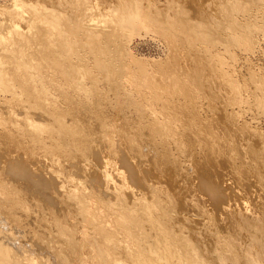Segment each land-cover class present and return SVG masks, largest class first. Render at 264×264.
<instances>
[{
    "label": "rangeland",
    "instance_id": "obj_1",
    "mask_svg": "<svg viewBox=\"0 0 264 264\" xmlns=\"http://www.w3.org/2000/svg\"><path fill=\"white\" fill-rule=\"evenodd\" d=\"M84 1L0 0V264H219L226 241V264H247L264 0Z\"/></svg>",
    "mask_w": 264,
    "mask_h": 264
},
{
    "label": "bare ground",
    "instance_id": "obj_2",
    "mask_svg": "<svg viewBox=\"0 0 264 264\" xmlns=\"http://www.w3.org/2000/svg\"><path fill=\"white\" fill-rule=\"evenodd\" d=\"M77 0H75V3H74V0H73V4H76L77 2L80 4V2L82 1H77ZM86 1H88V0H86ZM69 2H70V0H69ZM83 2H85L84 0H83ZM71 3H72V1H71ZM82 3V2H81ZM222 3V2H221ZM225 3V2H224ZM227 3V5H228V3H229V1H227L226 2ZM32 5V4H31ZM77 6H78V4H76ZM121 5H126V6H130V2H129V0H122V2H121ZM229 5H232V2L231 3H229ZM133 6H134V9L133 10H130L129 11V14H127L128 16L127 17H125V20H126V22H136V24L134 25V26H139L140 27V25L139 24H142L143 23V21H144V18H143V11L141 10V8H139V5H138V3H134L133 4ZM225 7V6H224ZM230 7V6H229ZM236 7V5H232V7H230V10L232 9L233 11H235V8ZM229 9V8H228ZM231 10V11H232ZM53 13H54V11H52ZM128 13V12H127ZM139 23V24H138ZM138 24V25H137ZM141 27L142 28H144L142 25H141ZM185 76V75H184ZM191 78V77H190ZM186 79V78H185ZM188 79V78H187ZM182 81V80H181ZM184 81V80H183ZM186 81V80H185ZM180 82V81H179ZM181 83V82H180ZM188 113V112H187ZM191 115V114H190ZM27 116V115H26ZM191 116H193V115H191ZM184 117V116H183ZM27 118H29V116L27 117ZM26 118V119H27ZM29 121H32V119H30L29 118ZM34 122V121H33ZM192 122V121H191ZM28 123H30V122H28ZM189 123H190V121H189ZM31 124V123H30ZM29 124V125H30ZM33 124V123H32ZM31 124V127H35L36 128V126H35V123L32 125ZM190 124H193V123H190ZM195 124V123H194ZM207 124V123H206ZM238 124V123H237ZM205 125V124H204ZM203 125V127L202 128H204L205 126ZM244 125V124H243ZM202 126V125H201ZM191 127V126H190ZM194 127V126H193ZM196 128H201V127H197V125H196ZM187 129V128H186ZM192 129V128H191ZM195 129V128H194ZM193 130V129H192ZM203 130V129H202ZM201 131V130H200ZM205 131V130H204ZM183 132V131H182ZM196 132V131H195ZM214 132V131H213ZM184 133V132H183ZM183 133H182V135H183ZM193 133H194V131H193ZM200 132H198L197 134H199ZM203 133V132H202ZM206 134H207V132H205ZM204 133V134H205ZM185 134V133H184ZM201 134V133H200ZM205 134V135H206ZM223 134V133H222ZM180 135H181V133H180ZM202 136H204L203 134H201ZM185 136V135H184ZM194 136V135H193ZM197 136V135H196ZM211 136H213V135H211ZM215 136V135H214ZM257 136V135H256ZM263 136V135H262ZM188 137H189V135H188ZM207 137V136H206ZM217 137V136H216ZM205 138V137H204ZM213 138H215V137H213ZM212 138V139H213ZM264 138V137H263ZM263 138L262 139H260V137H259V139L260 140H263ZM188 139V138H187ZM194 139H196V138H194ZM198 139H200V138H198ZM197 139V140H198ZM203 140V139H202ZM202 140H200L201 142H202ZM205 140V139H204ZM215 140H217V138L215 139ZM260 140H259V142H260ZM190 141V140H189ZM209 141H211V137H210V139H209ZM231 141V140H230ZM205 142V141H204ZM212 142H215L214 140H212ZM229 142V141H228ZM187 143V142H186ZM203 143V142H202ZM209 143L210 142H208V145L207 146H209ZM216 143V142H215ZM219 143V142H218ZM217 143V144H218ZM229 143H231V142H229ZM247 143V142H246ZM258 143V142H257ZM19 144V143H18ZM206 144V143H205ZM248 144V143H247ZM250 144V143H249ZM261 144V143H260ZM185 145V144H184ZM216 145V144H215ZM263 145V144H262ZM7 146V145H6ZM27 146V145H26ZM218 145H216V147H217ZM227 146H228V144H227ZM226 146V147H227ZM231 146H233V145H231ZM234 146H236V145H234ZM233 146V147H234ZM264 146V145H263ZM8 147H11V145L9 144L8 145ZM18 147H20V144L18 145ZM21 147H23V146H21ZM230 147V146H229ZM228 147V148H229ZM249 147V146H248ZM253 147V146H252ZM214 148H215V146H214ZM213 148V149H214ZM218 148V147H217ZM242 148V147H241ZM251 148V147H250ZM28 149H29V147H28ZM216 149V148H215ZM218 149H220V148H218ZM235 149L237 150V148L235 147ZM244 149V148H243ZM22 150H24V151H26L25 150V148L24 149H22ZM246 150V149H245ZM254 150V149H253ZM262 150V149H261ZM20 151V150H19ZM32 151V150H31ZM247 151V150H246ZM249 151V150H248ZM13 152V151H12ZM27 152V151H26ZM26 152H24L25 154H27ZM29 152V151H28ZM89 152V151H88ZM242 152H244V151H242ZM30 153V155L32 154L31 152H29ZM29 153H28V155H29ZM234 153V152H233ZM247 153V152H246ZM251 153V152H250ZM260 153V152H259ZM263 153H264V151H263ZM235 154V153H234ZM253 155V154H252ZM261 155H262V153H261ZM12 156V155H11ZM27 156V155H26ZM25 156V157H26ZM32 156V155H31ZM31 156H30V158H31ZM77 156V155H76ZM233 156V155H232ZM7 158V157H6ZM251 158V157H250ZM263 158H264V156H263ZM262 158V159H263ZM45 159V158H44ZM48 159V158H47ZM64 159V158H63ZM73 159H74V157H73ZM73 159H72V161H73ZM79 159V158H78ZM5 160V159H4ZM32 160H34V159H32ZM36 160V159H35ZM75 160V159H74ZM243 160V159H242ZM29 161V160H28ZM44 161V160H43ZM47 161V160H46ZM82 161H83V159H82ZM86 161V160H85ZM76 162V161H75ZM84 162V161H83ZM90 162V161H89ZM247 162H248V160H247ZM264 162V161H263ZM247 164V163H246ZM249 164H251L250 162H249ZM258 164V163H257ZM53 165V164H52ZM77 165V164H76ZM121 165V164H120ZM255 165V164H254ZM62 166V165H61ZM122 166V165H121ZM258 166V165H257ZM51 167V166H50ZM35 168V167H34ZM52 168V167H51ZM115 168H117V167H115ZM237 168V167H236ZM259 168V167H258ZM33 169V168H32ZM53 169V168H52ZM50 170V171H53V170ZM61 169H62V167H61ZM118 169V168H117ZM234 169V168H233ZM10 170V169H9ZM41 170V169H40ZM46 170V169H45ZM242 170V169H241ZM262 170V169H261ZM37 171V170H36ZM44 171V170H43ZM244 172L246 171V170H243ZM255 171V170H254ZM259 171V170H258ZM49 172V171H48ZM56 172H57V169H56ZM108 172V171H107ZM236 172V171H235ZM234 172V173H235ZM237 172H238V170H237ZM240 172V171H239ZM119 173H120V175L122 174V171H120L119 170ZM119 173H117V174H119ZM257 173V172H256ZM108 174V173H107ZM236 174V173H235ZM238 174V173H237ZM241 174V173H240ZM239 174V175H240ZM246 174H247V171H246ZM21 175V174H20ZM62 175V174H61ZM89 175V174H88ZM244 175V174H243ZM110 176H112V175H110ZM232 176H234V175H232ZM259 176H260V174H259ZM262 176V175H261ZM260 176V177H261ZM0 177H1V175H0ZM54 177V176H53ZM237 177V176H236ZM264 177V176H263ZM112 178V177H111ZM111 178H110V180H111ZM207 178V177H206ZM243 178V177H242ZM253 178V177H252ZM51 179H53V180H55L54 178H52V175H51ZM57 179V178H56ZM76 179V178H75ZM233 179H234V177H233ZM240 179V178H239ZM41 180V179H40ZM79 180V179H78ZM109 180V179H108ZM43 182H44V180H42ZM84 181H86V179L84 180ZM112 181V180H111ZM234 181V180H233ZM237 181V180H236ZM256 181V180H255ZM195 182V181H194ZM213 182V181H212ZM42 183V182H41ZM45 183V182H44ZM43 183V184H44ZM84 183V182H83ZM123 183H125V182H123ZM123 183H122V185H123ZM204 183V182H203ZM247 183V182H246ZM80 185V184H79ZM58 186V185H57ZM77 186V185H76ZM119 186H121V185H119ZM130 186V185H129ZM108 187V186H107ZM122 187V186H121ZM194 187V186H193ZM204 187H206V189H209L210 191L212 190V192L214 193V194H219V192L218 191H216V190H213L212 189V187L210 186V184L209 183H207V184H204ZM262 187V186H261ZM10 188V187H9ZM65 188V187H64ZM63 188V189H64ZM81 188V187H80ZM98 188V187H97ZM114 188H116L115 186H114ZM108 189V188H107ZM116 189H118V188H116ZM9 190V189H8ZM65 190H67V189H65ZM75 190V189H74ZM121 190V189H120ZM14 191V190H13ZM18 191V190H17ZM117 191H119V189L117 190ZM16 192V191H15ZM9 193V192H8ZM10 193H12V191L10 192ZM14 193V192H13ZM12 193V194H13ZM67 193V192H66ZM83 193V192H82ZM15 194V193H14ZM80 194V193H79ZM85 194V193H84ZM87 194V193H86ZM92 194V193H91ZM91 194H89V195H91ZM18 195V194H17ZM67 195V194H66ZM70 195V194H69ZM77 195V194H76ZM81 195V194H80ZM259 195H261V194H259ZM9 196V195H8ZM11 196V195H10ZM9 196V197H10ZM15 196H16V194H15ZM15 196H13L12 198L14 199V197ZM28 196V195H27ZM86 196V195H85ZM18 197H20V196H18ZM77 197V196H76ZM89 197V196H88ZM263 197V196H262ZM11 198V197H10ZM68 198V197H67ZM81 198V197H80ZM84 198V197H83ZM9 199V198H8ZM20 198H18V200H19ZM23 199V198H22ZM82 199V198H81ZM16 200V199H15ZM25 200V199H24ZM27 200V199H26ZM25 200V201H26ZM29 200V199H28ZM72 200V199H71ZM12 201H14V200H12ZM201 201V200H200ZM36 202V201H35ZM77 202V201H76ZM75 201H74V203H76ZM84 202V201H83ZM248 201H246V203H247ZM260 202V201H259ZM262 202V201H261ZM14 203V202H13ZM15 203H17L16 201H15ZM81 203V202H80ZM28 204V203H27ZM32 204V203H31ZM72 204V203H71ZM18 204H16V206H17ZM23 205V204H22ZM75 205V204H74ZM71 206V205H70ZM197 206V205H196ZM250 204H242V208H241V210H239V212L241 213V214H243V215H241V217H240V215H239V219H240V221L241 222H245L241 227H246V229H249V227L250 226H252V227H254V230L251 232L250 231V242H249V246L246 248V260H247V264H264V222L262 221V220H264V219H261V218H259L258 216H256V214L255 213H253V210L251 209L252 207V205L250 206ZM80 207V206H79ZM78 208V207H77ZM80 208H82V207H80ZM168 208V207H167ZM232 207L230 206V205H227V206H223V210H224V212L225 213H228L229 215H230V213H232L233 211H232V209H231ZM79 209V208H78ZM264 209V208H263ZM75 210V209H74ZM50 211V210H49ZM83 211H84V209H83ZM83 211H81L82 213H83ZM80 212V213H81ZM213 212V211H212ZM235 212V211H234ZM238 212V213H239ZM81 213V214H82ZM239 213V214H240ZM264 213V212H263ZM216 214V213H215ZM221 214V213H220ZM237 214V213H236ZM262 214V213H261ZM89 215V214H88ZM224 215V214H223ZM233 215H234V213H233ZM232 215V216H233ZM264 215V214H263ZM262 215V216H263ZM221 217H222V214H221ZM229 217V216H228ZM236 217H237V215H236ZM264 217V216H263ZM88 218V217H87ZM223 218H224V216H223ZM232 218V217H231ZM85 219V218H84ZM89 219V218H88ZM220 219H222V218H220ZM95 220V219H94ZM230 220V219H229ZM62 221V220H61ZM85 221V220H84ZM260 221H262V222H260ZM87 222V221H86ZM157 222V221H156ZM231 222H233L232 221V219H231ZM231 222H229V223H231ZM88 223V222H87ZM90 223V222H89ZM214 223V222H213ZM234 223V222H233ZM238 224V223H237ZM68 225V224H67ZM79 225V224H78ZM95 225V224H94ZM217 225V224H216ZM63 226V225H62ZM85 226V225H84ZM235 226H238V225H235ZM71 227H73V226H71ZM92 227V226H91ZM75 228V227H74ZM83 228V227H82ZM94 228H96V227H94ZM68 229V228H67ZM69 229H72V228H69ZM76 229V228H75ZM252 229V228H251ZM78 230V229H77ZM82 230V229H81ZM86 231H87V229H85ZM98 230V229H97ZM230 230V229H229ZM64 231H66V230H64ZM70 231V230H69ZM75 231V230H74ZM83 231H84V229H83ZM61 232H63V231H61ZM72 232V231H71ZM76 232V231H75ZM75 232H74V234H75ZM78 232V231H77ZM102 232V231H101ZM60 233V232H59ZM85 233V232H84ZM89 233V232H88ZM100 233V232H99ZM209 233V232H208ZM64 234V233H63ZM71 234V233H70ZM239 234V233H238ZM244 234H246V233H244ZM69 235V234H68ZM67 235V236H68ZM79 235V234H78ZM84 235V234H83ZM82 235V236H83ZM86 235H87V233H86ZM86 235H84V237H83V239L85 240V241H87V243H88V245L90 244V247H91V245H92V243H94V242H92V241H90L91 240V238L90 237H88V238H86ZM227 235V234H226ZM66 236V237H67ZM71 236V235H70ZM87 236H89V235H87ZM234 236V235H233ZM248 236V234L246 235V237ZM75 237H76V235H75ZM80 237V236H79ZM249 237V236H248ZM68 239H70L69 238V236L67 237ZM86 238V239H85ZM90 238V239H89ZM185 238V237H184ZM227 238V237H226ZM233 238V237H232ZM78 239V238H77ZM76 239V240H77ZM219 239V238H218ZM237 239H238V237H237ZM248 239V238H247ZM65 240V239H64ZM73 240V239H72ZM81 240V239H80ZM225 240V239H224ZM234 240H235V238H234ZM233 240V241H234ZM69 241V240H68ZM75 241V240H74ZM218 241V240H217ZM220 241V240H219ZM232 241V242H233ZM240 241V240H239ZM79 242H82V241H79ZM84 242V241H83ZM92 242V243H91ZM186 242V241H185ZM215 242V241H214ZM235 242V241H234ZM68 243V242H67ZM189 243V242H188ZM239 243V242H238ZM95 244V243H94ZM94 244L92 245V246H94ZM217 244V243H216ZM220 244V243H219ZM76 245V244H75ZM75 245L74 244H72V246H73V248L75 247ZM242 245V244H241ZM72 246H71V248H72ZM234 246V245H233ZM236 246H239V245H236ZM243 246V245H242ZM247 246V245H246ZM88 247V246H87ZM100 247V248H99ZM214 247V246H213ZM98 248V249H97ZM104 248V247H103ZM102 248V246H99V245H96V247H94V249H95V256H96V258L98 257V259L100 260L101 258L103 259V257H104V254H105V251H104V249ZM107 248V247H106ZM106 248H105V250H106ZM218 248V247H217ZM92 249H93V247H92ZM228 249H231L232 250V243H230L229 241H226L225 242V244H223V246H222V252H220V250H219V248H218V252H215V253H218V255H217V257H216V259L218 258V260H219V264H226V262H227V260H234V256H236V255H232V254H230V253H227L226 251H229ZM236 249V248H235ZM249 249V250H248ZM87 250H88V248H87ZM86 250V251H87ZM90 251V250H89ZM191 251V250H190ZM192 251H194V250H192ZM214 251V250H213ZM92 252V251H91ZM82 253V252H81ZM90 253V252H89ZM109 253V252H108ZM197 253V252H196ZM244 253H245V251H244ZM192 254V253H191ZM106 255H107V253H106ZM111 255V254H110ZM194 255V254H193ZM197 255V254H196ZM216 255V254H215ZM240 255V254H239ZM107 257H109V256H107ZM180 257V256H179ZM237 258H239V257H237ZM243 259V258H242ZM98 260V261H99ZM165 260V259H164ZM167 260V259H166ZM217 260V261H218ZM236 260V259H235ZM105 261V260H104ZM100 262V261H99ZM241 262V261H240ZM203 263V262H202ZM236 263H238V261H236ZM246 263V262H245ZM244 263V264H245ZM196 264V263H195ZM206 264V263H205Z\"/></svg>",
    "mask_w": 264,
    "mask_h": 264
}]
</instances>
